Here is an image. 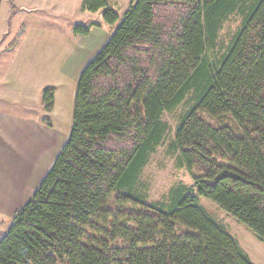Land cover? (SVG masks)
I'll return each mask as SVG.
<instances>
[{"label": "trees", "instance_id": "trees-1", "mask_svg": "<svg viewBox=\"0 0 264 264\" xmlns=\"http://www.w3.org/2000/svg\"><path fill=\"white\" fill-rule=\"evenodd\" d=\"M82 10L117 27L78 78L70 134L0 239V264H253L200 197L264 242V0H132L123 16L83 0ZM234 15L241 25L215 53ZM190 94L173 152L201 175L148 203L140 175L167 135L163 116Z\"/></svg>", "mask_w": 264, "mask_h": 264}, {"label": "rangeland", "instance_id": "rangeland-1", "mask_svg": "<svg viewBox=\"0 0 264 264\" xmlns=\"http://www.w3.org/2000/svg\"><path fill=\"white\" fill-rule=\"evenodd\" d=\"M50 3L60 4L62 11L57 12L50 7L46 0H13L12 7L15 13L11 16V33H14L15 42L9 51L25 54H37L40 71L35 75H25L27 83L34 87L30 91L32 101L24 107L20 104L3 106L10 109L12 115L21 114L27 110L28 115L41 117L49 126L41 131L18 127L17 130L0 133L1 154L8 157L7 164L11 172L16 171L18 182L15 187L23 186L24 202L14 209L5 208L6 198H0V239L12 224L15 213L24 207L31 199L30 192L35 185L36 171L51 163L58 155L70 134L73 124L74 99L77 81L88 63L94 60L100 50L108 43L117 25H109L104 21L103 10L96 13L86 12L81 9L83 0H49ZM132 0H109L110 6L120 16L129 8ZM26 3V10L17 16L21 4ZM18 20L20 26L14 27ZM241 25L238 15L231 16L223 25L215 44V53H219L232 39ZM81 26L88 33L76 32V27ZM16 36V37H15ZM6 40L1 44L3 46ZM1 54L4 50L0 51ZM16 56H19L16 54ZM11 60V56L0 55V62ZM33 60V59H32ZM18 66V65H17ZM21 68V67H18ZM13 75L2 82L19 83L22 74ZM28 73V71L26 72ZM6 77V76H4ZM24 80H21L23 83ZM25 83V82H24ZM54 89L52 109H46L43 95L46 89ZM37 95H40L37 99ZM190 94L186 101L177 109L163 116L164 123L168 126L167 135L156 153L150 157L148 165L140 175L139 189L148 197V203L166 202L171 189L178 185L192 187L194 176H200V171L194 169L192 173L186 168H179L173 145L176 140V129L181 117L188 110L192 98ZM1 109V108H0ZM2 113V112H1ZM4 113V112H3ZM2 113V114H3ZM0 116H3V115ZM208 123L215 125L228 124L234 127L233 120L228 117H210L203 115ZM46 122V123H45ZM30 125L29 122L26 123ZM20 126V125H19ZM19 203V202H18ZM201 206L219 224L224 225L227 231L240 243L244 251L250 256L253 264H264V242L246 226L232 216L226 214L214 202L205 197H200ZM4 205V206H3Z\"/></svg>", "mask_w": 264, "mask_h": 264}, {"label": "crops", "instance_id": "crops-1", "mask_svg": "<svg viewBox=\"0 0 264 264\" xmlns=\"http://www.w3.org/2000/svg\"><path fill=\"white\" fill-rule=\"evenodd\" d=\"M12 2L13 0H0V51L4 50V53H0V55L11 56V60L4 63L0 62V104H4L3 106H13L15 104H20L24 107H27L32 101L30 91L34 89V87L32 88V86L27 83V80L24 76L30 74L32 75L34 72L36 75L40 71V63L36 61V59H38V57L36 56L37 54H32V56L30 54H28V56H25L24 54L21 56L20 53H14V51L8 50L15 42V38H13L14 33H11L10 29L11 16L15 13V9L12 7ZM46 2L52 8H55V6L57 5V12L62 11V6L60 4H55L53 2L50 3L49 0H46ZM27 8L26 3L21 4L20 9L17 10V14L15 15L17 16ZM20 25L18 23V20L14 21V27L16 28L15 33L17 32V27ZM4 40H6V42L3 46H1ZM16 54H18L19 56H16ZM27 67H29V69L31 70H26V72L28 71V73L25 72L24 74L20 75L22 77L21 80L23 79L25 83H21L20 80L19 83H6L2 85V82L4 80L13 77V75L21 74L22 71ZM38 97H40V95H37V99ZM3 106L0 105V115L4 112L2 114L3 116H0V133L3 130H5L6 132L14 131L17 130L18 127H21L22 129L25 128V130L29 128L31 130L37 131L49 128L48 125L45 126L41 117H35L34 119L32 116L28 115L27 110L23 111L21 114L12 115L9 112L10 109H4ZM27 122H29L30 125H27ZM1 153L2 152L0 147V198L7 199L5 208L10 209L13 207L15 209L18 204L24 202V198L29 197H24L25 195L23 193V186H19L17 188L15 187L14 183L18 182L16 178V171L11 172L8 165H6V167L1 166L2 162H5L7 164V161L9 160L6 154ZM54 160L51 163L49 162V164H47L45 167H41L36 171L37 182H35V185H33V189L29 193L31 198L34 192L39 187L42 179L48 173Z\"/></svg>", "mask_w": 264, "mask_h": 264}]
</instances>
